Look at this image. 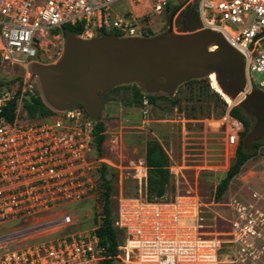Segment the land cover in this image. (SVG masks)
Wrapping results in <instances>:
<instances>
[{
	"label": "built area",
	"instance_id": "1",
	"mask_svg": "<svg viewBox=\"0 0 264 264\" xmlns=\"http://www.w3.org/2000/svg\"><path fill=\"white\" fill-rule=\"evenodd\" d=\"M127 1L131 0H0V56L3 62L29 70L40 62L44 44L51 37L64 36L67 26L83 25L87 34L105 29L117 30L122 37H146L168 7L177 8L173 30L180 34L183 29L175 19L196 0H150L151 11L141 17L132 12L113 17V6ZM196 10L203 29L222 32L244 56L246 93L264 92V79L255 78L256 73L264 75V0H199ZM30 79L16 88L0 82V228L51 215L57 217L53 223L73 226L76 217L68 207L97 200L103 167L115 166L94 153L98 122L85 106L78 104L37 120L23 117L27 96L41 95L40 90L35 92L37 82ZM148 95L144 92L142 123L150 116ZM13 101L18 106L9 120L5 112ZM231 109L228 103L225 114L212 120L226 133L227 164L233 161L244 132ZM181 168L171 167V174ZM148 177L146 159H139L133 178L140 195L118 199L115 225L125 235L116 257L120 264H264L263 194L253 190L247 200L230 198L228 230L207 236L202 231V199L178 195L150 201L143 196ZM100 225L101 217L89 230L30 242L0 256V264H100L106 253L97 235Z\"/></svg>",
	"mask_w": 264,
	"mask_h": 264
},
{
	"label": "rangeland",
	"instance_id": "2",
	"mask_svg": "<svg viewBox=\"0 0 264 264\" xmlns=\"http://www.w3.org/2000/svg\"><path fill=\"white\" fill-rule=\"evenodd\" d=\"M150 5V0L121 2L113 6L112 16L132 12L135 16L141 17L151 11ZM175 13L166 10L152 23L153 29L148 30L147 34L159 35L166 32L171 23L169 16L171 15L172 18ZM175 20L177 22V19ZM178 26L182 30L181 25ZM100 32L101 30H94L92 34L84 32L81 37H97L100 36ZM66 37L65 35L51 37L44 44V50L38 58L40 62L37 63L45 65L57 63L63 55ZM28 77L31 78L30 68L27 70L17 65H10L3 62L0 56L1 83H11L16 88ZM255 78L261 81L264 75L256 73ZM206 80L210 86L212 84L210 93L204 92L200 96L197 84L184 86L177 95L180 98L179 107L171 111L167 103L158 100L156 105L150 106V116L146 123H142L143 106L134 104L135 84L120 86L103 96V109L99 118L106 125L103 157L115 166H110L108 173L114 189L111 203L114 213L117 211L120 196L140 195L139 186L133 178L134 168L139 159H146L147 148L151 142H158L165 150L169 159V170L171 167H184L177 169V174H171L170 171L172 183L166 197L199 196L203 203L202 231L207 236H218V233L228 230L230 210L227 204L230 198L247 200L253 190L264 195V162L263 164L261 162L264 158V140H262L260 149L262 153L251 159L242 170L246 175L243 178L236 176L225 195L218 200L217 189L234 162L227 164L223 152L226 133L212 121H218L220 117H218V104L211 100V94L219 92L220 89L213 76L207 77ZM138 88L144 91L139 85ZM39 90L37 83L35 92ZM210 104L211 109H209ZM229 104L233 108L237 101H231ZM121 126L125 127L122 131ZM134 126L139 128H133ZM117 136L119 139L115 143ZM146 192L147 188H144L143 196L147 195ZM68 209L76 217L73 226L65 227L53 223L57 217L51 215L11 222L0 228V256L40 239H51L89 230L95 226L102 211L98 200L72 204Z\"/></svg>",
	"mask_w": 264,
	"mask_h": 264
},
{
	"label": "water",
	"instance_id": "3",
	"mask_svg": "<svg viewBox=\"0 0 264 264\" xmlns=\"http://www.w3.org/2000/svg\"><path fill=\"white\" fill-rule=\"evenodd\" d=\"M199 0L180 14L183 34L168 30L153 37L100 35L84 38L69 34L61 59L54 64L33 63L30 82H37L46 105L55 112L85 106L93 120L100 121L103 96L115 88L138 84L149 95L175 97L184 84L216 74L223 93L254 120L243 139L247 154L264 140V92L246 93L244 56L222 32L203 29L196 10Z\"/></svg>",
	"mask_w": 264,
	"mask_h": 264
},
{
	"label": "trees",
	"instance_id": "4",
	"mask_svg": "<svg viewBox=\"0 0 264 264\" xmlns=\"http://www.w3.org/2000/svg\"><path fill=\"white\" fill-rule=\"evenodd\" d=\"M177 8L168 7L167 11L176 12ZM171 19V15L169 16ZM182 27V26H181ZM183 29V27H182ZM151 31V30H149ZM76 34L77 36H81L84 34L83 25L79 26H67L64 28V35L68 36L69 34ZM99 35H115L121 36V34L117 30H113V32H108L107 30H101ZM156 36L155 33L146 34V37ZM206 78L200 80L190 81L178 89L177 94L173 98H169L166 95H148L150 103L152 105H156L158 100H163L170 106L171 111L180 105V98L177 96L180 90L184 86H191L193 84L198 85V90L200 96L204 92L210 93L211 86L210 83L207 82ZM135 89L133 91V97L135 101V105H142L144 91H141L138 88V84H135ZM119 87L115 88L118 89ZM213 88V87H212ZM214 89V88H213ZM213 102L218 104V117H222L228 107L227 101L231 103V100L225 96L221 91L213 92L211 94ZM227 100H226V99ZM18 104L16 101H13L6 108V116L9 120H13L14 111L16 110ZM211 104L209 109H211ZM55 112L50 109L46 103L44 102L42 96L39 93L35 95L29 94L24 101L22 115L23 117H27L29 120H35L38 118H46L54 115ZM231 114L234 118L238 119L239 122L244 127V132L241 134L240 142L237 148V152L232 162L233 165L230 170L227 172L225 179L219 185L217 189L216 195L218 200H220L228 190L231 181L238 176L243 167L253 158H255L261 149V142L256 143L255 150L252 154H247L243 147V139L247 135V133L251 130L254 120L247 117L242 109L238 106H234L231 109ZM210 115V113H209ZM31 116V117H30ZM106 140V125L104 121L100 119V121L96 124L94 129V153L97 157L102 158L104 155V143ZM146 162L149 168V177H148V185H147V198L150 201L162 200L166 198L169 187L172 183V177L170 174V170L168 168L169 159L168 156L158 142H151L148 145L147 153H146ZM109 166H104L101 171V193L99 198L97 199L102 207L101 211V225L97 229V235L100 238V244L106 248L105 258L101 261L100 264H120L117 260V255L119 254V246L124 242L125 235L124 233L116 227L117 221V211L113 212L111 203L113 198L114 189L112 186V181L108 177ZM118 209V208H117ZM96 221V220H95Z\"/></svg>",
	"mask_w": 264,
	"mask_h": 264
},
{
	"label": "bare ground",
	"instance_id": "5",
	"mask_svg": "<svg viewBox=\"0 0 264 264\" xmlns=\"http://www.w3.org/2000/svg\"><path fill=\"white\" fill-rule=\"evenodd\" d=\"M211 76H213V77L215 78V81H216V83H217V85H218L220 91L223 93V91L221 90V88H220V86H219V84H218L216 74H211L209 77H211ZM223 94H224V93H223ZM224 95H225V94H224ZM225 96H226V95H225ZM242 97H243V96H241L238 100H236L237 103L242 99Z\"/></svg>",
	"mask_w": 264,
	"mask_h": 264
},
{
	"label": "crops",
	"instance_id": "6",
	"mask_svg": "<svg viewBox=\"0 0 264 264\" xmlns=\"http://www.w3.org/2000/svg\"><path fill=\"white\" fill-rule=\"evenodd\" d=\"M262 164H263V162H264V158H262ZM245 167V166H244ZM243 167V168H244ZM243 170V169H242ZM246 175V173H243V171L238 175V176H240L241 178H243L244 176Z\"/></svg>",
	"mask_w": 264,
	"mask_h": 264
},
{
	"label": "flooded vegetation",
	"instance_id": "7",
	"mask_svg": "<svg viewBox=\"0 0 264 264\" xmlns=\"http://www.w3.org/2000/svg\"><path fill=\"white\" fill-rule=\"evenodd\" d=\"M178 23V22H177ZM178 24H180L182 27H183V29H184V25L183 24H181V23H178Z\"/></svg>",
	"mask_w": 264,
	"mask_h": 264
},
{
	"label": "clouds",
	"instance_id": "8",
	"mask_svg": "<svg viewBox=\"0 0 264 264\" xmlns=\"http://www.w3.org/2000/svg\"><path fill=\"white\" fill-rule=\"evenodd\" d=\"M184 30V29H183ZM180 34H183V33H180Z\"/></svg>",
	"mask_w": 264,
	"mask_h": 264
}]
</instances>
